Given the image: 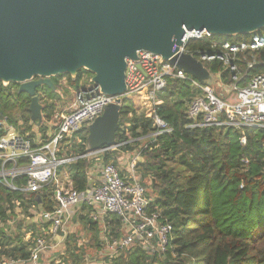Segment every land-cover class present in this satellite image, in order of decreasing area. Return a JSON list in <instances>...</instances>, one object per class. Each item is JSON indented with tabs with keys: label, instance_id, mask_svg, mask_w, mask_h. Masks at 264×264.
I'll use <instances>...</instances> for the list:
<instances>
[{
	"label": "trees",
	"instance_id": "16d2710c",
	"mask_svg": "<svg viewBox=\"0 0 264 264\" xmlns=\"http://www.w3.org/2000/svg\"><path fill=\"white\" fill-rule=\"evenodd\" d=\"M250 38V35L212 36L191 42L188 50H210L214 41L240 43ZM253 56L255 63L249 68ZM239 57L240 86L264 73V49ZM205 66L213 74L223 70L219 62L206 63ZM92 78L93 74L81 69L76 79L70 75L53 78L55 90L46 86L38 88L37 95L43 106L41 121L32 120V98L20 93L18 84L5 86L0 81V114L16 132L33 139V125H42L41 131L45 132L43 125L56 114L60 80L67 79L70 86L79 91L93 85ZM222 80L227 85L231 83L229 72L222 74ZM195 94L189 82L178 78L168 80L167 88L159 96L163 102L156 112L172 132L158 137L152 136L151 119L142 122L135 115L133 102L124 96L122 124L116 133V141L121 144L118 151L79 158L72 163L73 186L83 191L89 184L87 173L90 168L101 162L109 163L111 156L117 158L118 153L132 155L141 138L149 141L140 152L144 161L138 163L137 170L145 181L151 179L150 191L156 194L151 209L161 210L163 218L173 226L174 237L165 257L150 254L135 244L121 252L111 264H264V129L189 127L187 109ZM126 122H130V126L123 128ZM243 135L247 140L245 146L240 143ZM87 137L88 131L86 137L80 138L82 145L66 147V156H83ZM19 164L26 165L27 161L22 160ZM26 180V177L15 179V186L22 188ZM52 197L50 187L31 193L14 191L0 183V221L7 223L17 206L24 209L27 218H31V208L53 212L55 202ZM110 217V237L125 235L121 219L117 215ZM18 226L17 234L9 238L0 227V262L30 258L38 228L32 225L24 229V221ZM73 238L70 236L66 240L68 246ZM95 241L100 242L99 236ZM66 252L65 264H85L87 256L83 248H67Z\"/></svg>",
	"mask_w": 264,
	"mask_h": 264
},
{
	"label": "built area",
	"instance_id": "2783aa9c",
	"mask_svg": "<svg viewBox=\"0 0 264 264\" xmlns=\"http://www.w3.org/2000/svg\"><path fill=\"white\" fill-rule=\"evenodd\" d=\"M250 36L249 40L240 43L214 41L210 50L192 52L188 50L191 42L212 36L205 31L186 32L183 44L179 47L180 54H190L204 65L213 62L222 64V72L215 74L218 78L216 88L203 85L169 62L163 61L160 55L149 51H139L137 60L127 59L125 97L148 112L154 129L153 137L172 132L156 109L163 102L159 96L167 88L168 80L176 78L189 82L196 92L187 109V117L191 122L189 127L264 129V73L253 77L245 86L239 85L242 79L238 65L240 54H253L264 49V29ZM252 60L249 68L255 63L254 56ZM225 72L230 74L229 85L222 80ZM59 84L66 85V79L60 80ZM218 87L223 90L222 93L218 92ZM75 96V102L69 111L55 114L51 121H46V124L53 125V133L49 137L31 139L17 133L8 125L6 118L0 120V183L14 191L31 193H39L43 188L50 187L53 189L52 200L55 202L53 212L31 208V218H27L24 209L17 206L7 223L0 221V227L10 236L17 234L16 228L15 232L11 229L13 223L24 221V229L32 225L38 228L37 239L30 248V258L27 261L3 260L0 264H52L42 258L48 254L52 256L55 248L63 242L68 213L83 208L89 209L92 219L102 222L105 227L102 235H99L100 242L105 247H102L103 251H108L103 264H111L121 252L135 244H139L150 254L165 257L174 237L173 226L163 218L160 209H151L154 199L148 198L147 188L135 173L139 156L135 155L131 160L133 175L129 178L123 177L115 163L110 162L103 166L96 164L88 170L89 184L83 191L76 190L72 180L63 183L58 181L61 168L83 158L67 157L64 152L66 144L78 142L84 133L87 134V126L116 101L115 97L101 93L100 88L94 84L77 91ZM129 126L130 122H126L123 128ZM2 131L5 133L2 134ZM240 143L243 146L247 144L245 135L240 138ZM22 160L27 161V164L20 165ZM9 164L12 166L8 167ZM19 177L27 179L22 188L14 183ZM16 213L22 218L17 220ZM111 215H117L121 219L123 230H126L122 237H110L107 224Z\"/></svg>",
	"mask_w": 264,
	"mask_h": 264
},
{
	"label": "water",
	"instance_id": "95a60500",
	"mask_svg": "<svg viewBox=\"0 0 264 264\" xmlns=\"http://www.w3.org/2000/svg\"><path fill=\"white\" fill-rule=\"evenodd\" d=\"M264 29V0H0V81L31 98L32 120L43 119L37 89L84 69L100 92L116 101L87 126L83 158L118 151L127 91V59L160 55L203 85L218 78L190 54H180L186 32L252 35ZM0 114V120H3Z\"/></svg>",
	"mask_w": 264,
	"mask_h": 264
},
{
	"label": "rangeland",
	"instance_id": "374dc122",
	"mask_svg": "<svg viewBox=\"0 0 264 264\" xmlns=\"http://www.w3.org/2000/svg\"><path fill=\"white\" fill-rule=\"evenodd\" d=\"M59 89H58V99L55 101L57 106H56V114L63 112L64 108L67 106L68 103L70 102H74L75 98H76V90H74V88H72L70 86V84L68 83V80L66 79V85L62 86L61 84H59ZM218 92L222 93L223 90L221 88L218 87ZM130 102H127V105H129ZM133 109L135 110V115L144 123H147V120H149V116H148V112L144 111L142 109V106L139 104H133ZM138 111V112H137ZM140 112V113H139ZM84 137L86 136V133L83 134ZM82 135V137H83ZM139 144L136 146V152L138 154H136V152H134L132 155H140L141 150H143L148 144L149 141L146 138H141L139 139ZM128 157H131V155H127L126 154V159L125 160H121L120 164H123L124 162L128 161ZM141 156V155H140ZM140 156H139V160H140ZM143 158V157H142ZM130 160V159H129ZM144 161V158H143ZM71 167V166H69ZM120 167H122L120 165ZM65 172L67 173L68 171L65 170ZM137 172L139 173V171L137 170ZM64 173V172H63ZM140 175V174H139ZM65 177V174H64ZM63 180V175H59L58 181H62ZM141 180L143 185L147 188L148 190V198L152 199L154 197H156V194L154 192L150 191V184L149 181H145V179L142 177L141 175ZM82 225V222H81ZM19 230V226L18 223H13L11 226L12 231L15 232V229ZM29 229V228H28ZM18 232V231H17ZM71 237L74 236V238L72 239V244L71 246H68L67 242H66V246L62 245L60 246L56 251H59L58 253H56V255L51 256V255H47L46 257H43L42 260L44 258H46V262L48 263H52V264H65L64 260L67 258V252H65V250H63L64 248H78V242H83V250H85V255L87 256V260L85 261V264H103V260L104 258L107 256L108 251H103V248H105L104 246H99L97 244V242L95 241L96 239V235L94 233V230H90L86 225L84 226H80L78 229L75 228V226L73 227V231L70 232ZM10 235H7V238H9ZM75 242H77L75 244ZM16 242L13 243V245H15ZM103 247V248H102ZM60 252H62V254H60ZM64 252V253H63ZM56 256V257H55ZM62 257V258H61Z\"/></svg>",
	"mask_w": 264,
	"mask_h": 264
},
{
	"label": "crops",
	"instance_id": "0c3cea01",
	"mask_svg": "<svg viewBox=\"0 0 264 264\" xmlns=\"http://www.w3.org/2000/svg\"><path fill=\"white\" fill-rule=\"evenodd\" d=\"M77 93V91H76ZM75 102V101H74ZM74 102H70L67 104V106L64 108L63 112H66V111H69L71 108H72V105L74 104ZM138 112V111H137ZM140 113V112H139ZM45 127H43V129L45 130V132H42L41 131V127L42 125H33V132L35 133V137L38 138V137H41V136H44V137H49V135H51V133H53V125L50 123V124H45L43 125ZM18 133V132H17ZM87 135V134H86ZM82 137V136H81ZM86 137V136H85ZM84 138V135L83 137ZM81 143V144H79ZM74 144H79V145H82L83 144V140L82 139H79L78 142H73L71 144H66V146L64 147L65 150H67L66 147L68 146H71L73 147ZM114 151H111L110 153H112ZM136 152V151H135ZM116 153V152H115ZM66 154V152H65ZM136 154H138L136 152ZM129 155V154H127ZM137 156H140V155H137ZM134 155H131V157H128V161L127 162H124L123 164H120V161L121 160H125L126 159V155L125 156H122L121 154H117V158L115 156H111V160L109 161L110 162H114L115 165L118 167L121 175L123 177H132L133 175V172L132 170L130 169V163H131V160L133 159ZM130 159V160H129ZM143 161V158L142 156H140V160L138 162H142ZM100 164V166H103L105 165V163L101 162V163H98ZM120 165L122 167H120ZM71 166V167H69ZM73 164H69L67 166H65L63 169L61 168V175H63V180L60 182V183H63V181H71L72 179V176H73V171H74V168H73ZM93 168V167H92ZM65 170H67L68 172L66 173ZM64 172V173H63ZM135 173L137 174V176L139 175V173L137 172V167H136V171ZM64 174H65V177H64ZM140 179H141V175L138 176ZM150 183H151V179L149 180ZM72 182V181H71ZM21 213V212H20ZM17 215V220L22 218V216H18V214L16 213ZM66 225H65V230H64V240L63 242H61L56 248H55V251L54 253L52 254V256L56 255V253H58L59 251H62V250H59V251H56L60 246L64 245L66 246V240L71 236L69 234H71L70 232L73 231V227L75 226V228H79L80 226H84L86 225L90 230H94V233L96 236H101L103 231L105 230V227L104 225L99 222H95L92 217H91V212L89 209H86V208H83V209H79V210H74L72 212H69L67 217H66ZM81 222H82V225H81ZM92 224H94V226H92ZM96 225V226H95ZM108 226V224H107ZM93 227V228H92ZM108 230L110 232V229L108 227ZM102 244V241L98 243L99 246H101ZM84 245L83 242H78V248H82ZM63 247V246H62ZM63 250H65L66 252V248H64ZM62 252H60L61 254ZM64 253V252H63ZM50 255V254H49ZM46 256V255H45ZM44 256V257H45ZM43 261H45V258L43 259ZM16 264H27V263H23V262H19V263H16Z\"/></svg>",
	"mask_w": 264,
	"mask_h": 264
}]
</instances>
